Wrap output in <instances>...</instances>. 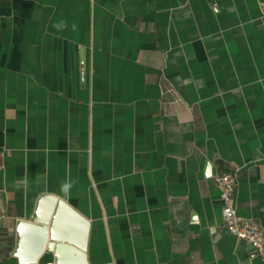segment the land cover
I'll use <instances>...</instances> for the list:
<instances>
[{
  "label": "crops",
  "instance_id": "1",
  "mask_svg": "<svg viewBox=\"0 0 264 264\" xmlns=\"http://www.w3.org/2000/svg\"><path fill=\"white\" fill-rule=\"evenodd\" d=\"M235 172L264 229V0H0V264L42 196L89 264H262Z\"/></svg>",
  "mask_w": 264,
  "mask_h": 264
},
{
  "label": "water",
  "instance_id": "2",
  "mask_svg": "<svg viewBox=\"0 0 264 264\" xmlns=\"http://www.w3.org/2000/svg\"><path fill=\"white\" fill-rule=\"evenodd\" d=\"M89 223L65 202L42 196L28 221L16 224L12 257L19 264H89Z\"/></svg>",
  "mask_w": 264,
  "mask_h": 264
},
{
  "label": "built area",
  "instance_id": "3",
  "mask_svg": "<svg viewBox=\"0 0 264 264\" xmlns=\"http://www.w3.org/2000/svg\"><path fill=\"white\" fill-rule=\"evenodd\" d=\"M237 182L238 172L214 178L222 203V224L228 234L251 246L264 264V229L257 222L239 218L235 199Z\"/></svg>",
  "mask_w": 264,
  "mask_h": 264
},
{
  "label": "clouds",
  "instance_id": "4",
  "mask_svg": "<svg viewBox=\"0 0 264 264\" xmlns=\"http://www.w3.org/2000/svg\"><path fill=\"white\" fill-rule=\"evenodd\" d=\"M63 26H64L63 22H61V23L55 25V27H56L57 29H60V28H62Z\"/></svg>",
  "mask_w": 264,
  "mask_h": 264
}]
</instances>
